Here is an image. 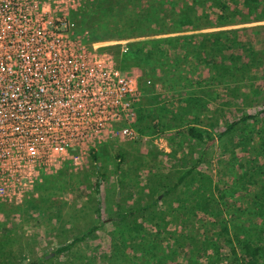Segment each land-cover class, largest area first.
<instances>
[{
  "label": "rangeland",
  "instance_id": "1",
  "mask_svg": "<svg viewBox=\"0 0 264 264\" xmlns=\"http://www.w3.org/2000/svg\"><path fill=\"white\" fill-rule=\"evenodd\" d=\"M94 1L50 5L65 10L93 47L114 54L136 79L139 136L105 145L96 159L84 157L78 171L66 163L42 174L26 200H0V264H245L244 243L260 248L256 264H264V70L253 65L245 75L238 70L219 79L214 74L228 70L210 67L208 75V61L186 44L163 43L170 55L151 58V47L140 43L264 20L175 32L176 17L164 8L178 0ZM115 2L120 8L113 10ZM148 4L165 17L157 29L172 27L169 33H133L141 23L126 15L143 14ZM233 122L206 150L188 133L196 125L218 135ZM101 220L84 240L56 252Z\"/></svg>",
  "mask_w": 264,
  "mask_h": 264
},
{
  "label": "built area",
  "instance_id": "2",
  "mask_svg": "<svg viewBox=\"0 0 264 264\" xmlns=\"http://www.w3.org/2000/svg\"><path fill=\"white\" fill-rule=\"evenodd\" d=\"M141 97L65 10L0 0V200H26L42 174L138 138Z\"/></svg>",
  "mask_w": 264,
  "mask_h": 264
},
{
  "label": "trees",
  "instance_id": "3",
  "mask_svg": "<svg viewBox=\"0 0 264 264\" xmlns=\"http://www.w3.org/2000/svg\"><path fill=\"white\" fill-rule=\"evenodd\" d=\"M101 1L102 0H95L93 5L95 6ZM115 3L116 4L111 5V9L113 10L120 8L119 2ZM153 9L154 8L152 7L151 9V5L148 4L146 8H143V14L129 13V15H126L127 20L136 21V24L141 23L139 30L137 28L138 31L133 32L136 36L161 35L169 33L170 31H168V29L172 27L176 32L231 26L237 23L264 20V0H183V2L178 0L172 4L171 8L169 6L164 8L166 11H168V9L173 11V15L176 17V26L170 28L163 27L161 29H157L155 25L164 21L165 17H161L160 13ZM262 28H264V24L253 27L222 28L193 34L145 38L141 40L140 43L146 47H151L146 54L147 57L151 58H156L158 54H161L162 57L169 56V45H176L178 43L186 44L194 48L191 52H196L200 55L203 54L204 61H208V75H212L210 67L213 70L218 68H225L228 70L227 74H222L221 72L214 74V77L221 79L234 75L238 70H241L242 74L245 75L251 71L248 69L253 65L256 71L257 66L262 69V71L264 70V33L260 34L256 32ZM106 37L115 38V36ZM166 42H168L167 44L169 45L163 48L162 44ZM157 47H159L160 50H154V48ZM200 49L203 50L201 51ZM205 55H208V57ZM244 80L246 81L247 79ZM260 84L264 85V73L262 79L260 78ZM263 111L264 110L261 112ZM185 113H187V111H185ZM141 116L142 115L138 114L137 111V120H140ZM250 117L254 118L256 115L245 116L244 119ZM235 124L236 122H233L229 125L227 130L218 135H214L208 130L203 131L196 125L190 126L188 128V133L192 137L202 141L205 144L204 149L206 150L218 140V137L232 129ZM93 157L96 159L95 154ZM191 172L192 168L184 172L172 189L180 185ZM129 214H132V212ZM127 215L128 214H124L123 217ZM101 223L102 220L99 224L94 225L87 232L75 238L70 243L60 245L56 249V252L60 253L66 251L72 247L73 243L84 240L92 231L97 229ZM241 246L244 250L243 256L247 259L245 264H256V257L259 254L260 248L258 246H250L248 243H244ZM28 264L44 263L42 259H39L38 261H31Z\"/></svg>",
  "mask_w": 264,
  "mask_h": 264
}]
</instances>
